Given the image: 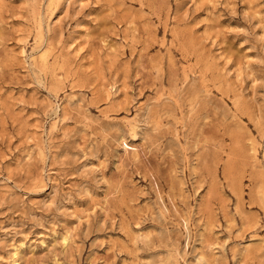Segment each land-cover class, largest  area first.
<instances>
[{
  "label": "rangeland",
  "instance_id": "obj_1",
  "mask_svg": "<svg viewBox=\"0 0 264 264\" xmlns=\"http://www.w3.org/2000/svg\"><path fill=\"white\" fill-rule=\"evenodd\" d=\"M0 264H264V0H0Z\"/></svg>",
  "mask_w": 264,
  "mask_h": 264
}]
</instances>
